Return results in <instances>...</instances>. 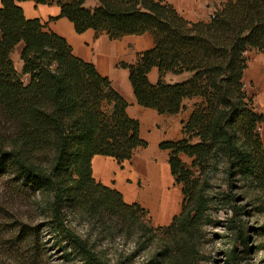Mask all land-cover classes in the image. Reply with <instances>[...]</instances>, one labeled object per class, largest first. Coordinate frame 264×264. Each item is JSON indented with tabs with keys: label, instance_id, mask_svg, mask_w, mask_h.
Segmentation results:
<instances>
[{
	"label": "trees",
	"instance_id": "obj_1",
	"mask_svg": "<svg viewBox=\"0 0 264 264\" xmlns=\"http://www.w3.org/2000/svg\"><path fill=\"white\" fill-rule=\"evenodd\" d=\"M24 1L55 3L76 34L92 30L110 40L151 34V49L133 64H120L138 106L174 116L184 100H198L182 122L183 138L158 145L169 152V172L183 195L167 226L148 227L143 208L94 181L93 156L121 163L147 142L110 81L75 57L65 39L26 19L18 6ZM86 1L1 0L0 118L13 132L0 134V176L11 194L23 196L43 217L40 224H21L19 242L41 245L45 229L63 253L61 264H72L65 256L70 252L80 257L75 264H109L73 228V220L84 219L103 231L118 228L137 243L160 242L161 259L190 257L207 209L203 192L219 165L228 200L236 201L231 191L238 184L264 193V113L255 110L243 83L246 53L264 54V0H228L207 22H188L163 0H94L93 8ZM17 46L20 73L10 57ZM152 68L159 74L155 84L147 78ZM165 75L177 81L165 82ZM181 156L190 160L189 168ZM239 210L233 208L234 215ZM232 225L247 250L248 237ZM225 254L227 264H238L235 248Z\"/></svg>",
	"mask_w": 264,
	"mask_h": 264
},
{
	"label": "crops",
	"instance_id": "obj_2",
	"mask_svg": "<svg viewBox=\"0 0 264 264\" xmlns=\"http://www.w3.org/2000/svg\"><path fill=\"white\" fill-rule=\"evenodd\" d=\"M163 1L188 22H207L214 11L228 0ZM86 3L92 8L95 6L94 0H87ZM18 6L26 19L39 20L47 31L65 39L75 57L92 64L102 77L110 81L112 89L126 101L127 115L138 121L143 140L147 142L144 133L162 135L156 139L157 147L152 153L147 150L141 152L142 148H138L130 160L121 163L110 157L95 155L91 159V170L96 183L118 191L126 203H136L148 209L154 220L156 217L157 224L168 225L180 212L179 190L169 172V152L160 150L158 145L162 141H178L183 138L182 122L187 120L198 100H184V109L169 117L137 105L128 80V71L120 67V64H133L139 53L151 49V34L123 36L118 40H110L106 34H97L92 30L76 34L72 23L59 17L60 9L55 3L36 5L34 1H24L18 3ZM15 51L19 59L20 48ZM246 56L247 67L243 76L245 91L253 98L255 110L264 113V54L250 50ZM147 78L151 84H155L159 78L157 69L152 68ZM163 79L168 83L177 81L172 75H165ZM259 132L264 147V122Z\"/></svg>",
	"mask_w": 264,
	"mask_h": 264
},
{
	"label": "rangeland",
	"instance_id": "obj_3",
	"mask_svg": "<svg viewBox=\"0 0 264 264\" xmlns=\"http://www.w3.org/2000/svg\"><path fill=\"white\" fill-rule=\"evenodd\" d=\"M85 7L92 8L88 3ZM14 51L10 57L16 71L20 73L21 62L16 58ZM21 80L26 83L27 77L21 76ZM164 81L166 82V79ZM12 132L11 125L0 118V134L9 135ZM143 135L147 137L148 146L141 152L147 150L152 153L157 147L156 139L162 135L152 132ZM181 160L183 165L189 168L190 160L184 156H181ZM7 182L5 177L0 176V264H61L64 260L63 253L53 245L45 229L41 233L43 244L32 243L27 246L19 242L21 224H40L43 217L33 206H27L28 203L23 196L11 194ZM175 185L179 190L181 209L183 204L181 185L176 183ZM261 190L250 188L247 184H238L231 191L236 201L228 200L226 197L228 189L223 182V173L219 165L203 192L207 200V209L199 231L191 243V256L187 258L176 255L171 260L161 259L160 242L153 241L148 245L137 243L135 236L125 235L118 228H113L110 232L103 231L84 219L73 220L72 226L109 264H227L225 253L231 247L235 248L239 256L238 264H264V193ZM141 208L146 211L143 221L148 227L156 229L165 226L157 224L156 217L154 220L148 209L143 206ZM233 208H240L237 215H234ZM178 214L179 212L176 215ZM232 224L240 227L248 237L247 250H244L236 239V230ZM65 256L72 264L80 262L76 252H70Z\"/></svg>",
	"mask_w": 264,
	"mask_h": 264
}]
</instances>
